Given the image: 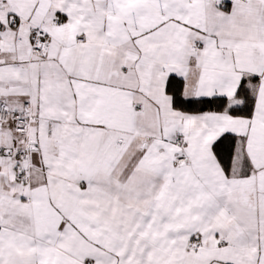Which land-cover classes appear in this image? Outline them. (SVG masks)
I'll return each mask as SVG.
<instances>
[{
  "label": "snow or ice",
  "instance_id": "6c2138e0",
  "mask_svg": "<svg viewBox=\"0 0 264 264\" xmlns=\"http://www.w3.org/2000/svg\"><path fill=\"white\" fill-rule=\"evenodd\" d=\"M0 264H264V0H0Z\"/></svg>",
  "mask_w": 264,
  "mask_h": 264
}]
</instances>
